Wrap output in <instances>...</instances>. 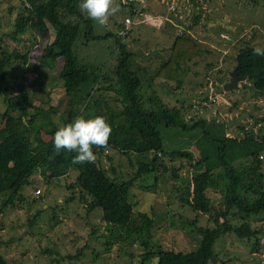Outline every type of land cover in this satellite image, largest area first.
Returning <instances> with one entry per match:
<instances>
[{
  "label": "trees",
  "instance_id": "trees-1",
  "mask_svg": "<svg viewBox=\"0 0 264 264\" xmlns=\"http://www.w3.org/2000/svg\"><path fill=\"white\" fill-rule=\"evenodd\" d=\"M135 1L117 0L122 19L142 14V10L136 9ZM80 3L81 0H19V13L11 29L0 35L1 44L6 37L17 41L19 35L31 31L46 37L51 29V39L36 57L38 64L26 63L24 54L0 47V85L10 75L11 62L19 61L25 71L38 76L39 65L50 69L61 58L56 77L67 100L66 111L58 116L62 121L58 125L51 119L56 112L55 105H49L47 109L34 107L24 91L19 96L8 97V103L0 113V194L4 195L0 213L12 207L13 199H18V196L23 200L20 191L30 184L34 172L37 171L50 184L53 179L67 174L69 169H75L79 198L88 210H100L107 232L102 237L109 242L138 243L142 249V261L155 257L154 264H211L216 262L213 245L220 236L232 232L241 234L250 242L259 230L244 229L240 218L238 224L234 220L236 215H261L264 222V170L258 157L264 151V136L243 127L238 128L241 134L228 135L226 121L219 118L204 121L196 116L203 107L199 110L188 105L191 112L182 113L181 106L167 107L155 96L146 99L152 106L145 107L148 101L142 100L140 92L144 82L151 85L153 78L176 81L180 65L198 57L200 51L190 38L175 36L167 58L151 75L145 76V69L133 64V53L128 49L125 38L130 29L126 30L125 36L121 35L124 23L113 18L116 31L109 62L103 66L80 62L73 51L75 45L109 35L107 32L103 35L95 33L94 26L98 24L80 11ZM12 9V5L6 6L7 12ZM138 21L130 25L141 23ZM254 48L247 46L238 50L235 74L248 76L250 89L258 94L264 89V57L254 55ZM10 86L15 91L23 90L21 82ZM6 89L4 84L0 93ZM211 96L214 97L213 94ZM201 97L209 105L206 94L202 93ZM188 113L193 115L189 119L185 117ZM80 115L85 118L96 115L106 117L112 127L107 147L127 156L130 165V155L135 157L136 166L130 176L117 178L112 168L109 175L100 165L99 157L106 148L94 146L95 162L75 165L72 164L75 152L61 150L59 154L55 153V131ZM44 126H47V140H43L38 133ZM158 126L177 128L183 132L199 129L200 133L192 143L198 157L193 158L190 151L183 149L161 150ZM163 157L168 160L183 158L188 162L189 179H180L168 193L173 194L180 205L205 215L211 223L206 227H194L199 242L192 250H174L153 244L155 216L152 207L147 205L144 211H134L129 198L134 184L145 189L154 187L157 176L161 177L168 168L161 161ZM106 158L110 160L108 155ZM169 172L171 177L178 178L173 167ZM34 216L29 219V224ZM191 225L194 223L191 222ZM251 243L256 250L258 240L254 239ZM0 264H6L1 251Z\"/></svg>",
  "mask_w": 264,
  "mask_h": 264
},
{
  "label": "rangeland",
  "instance_id": "rangeland-1",
  "mask_svg": "<svg viewBox=\"0 0 264 264\" xmlns=\"http://www.w3.org/2000/svg\"><path fill=\"white\" fill-rule=\"evenodd\" d=\"M135 2L136 9L142 10V14L133 21L139 20L141 23L124 26L120 34L125 36L126 30L130 29L125 38L128 49L133 53V64L143 67L145 76L151 75L167 58L175 36L192 39L200 51L198 57L180 65L176 71V81L153 78L151 85L144 82L140 90L142 100L147 102L148 97L155 96L167 107L181 106L182 113L191 112L188 105L199 110L203 107L196 116L204 121L210 118L226 121L228 135L241 134L238 128L243 127L251 133L264 136V89L257 94L250 88L241 89L238 84L230 90H223L218 85V79L222 83L230 80L229 72L235 67L240 48H264V0ZM8 5L13 8L10 12L6 11ZM17 13L19 0H0V35L11 29ZM113 18L115 21H123L117 13L110 17L107 25L94 26L96 34L109 33L106 38L89 40L73 47L80 62L96 66L109 62L114 48L113 34L116 31ZM154 21H157V25L153 24ZM51 32L49 29L46 37L34 34L33 31L25 32L18 36L17 41L6 37L0 47L24 54L26 63L38 64L36 57L51 39ZM220 34L226 38H220ZM61 63V58H58L53 68L43 69L39 65L40 74L36 76L35 73L25 71L19 61L11 62L10 75L0 85V88L7 85L6 91L0 93V113L6 107L8 97L19 96L24 91L34 107L47 109L49 105H55L56 112L51 115V119L60 125L62 121L58 116L67 107L61 83L56 77ZM20 82L23 84L21 92L10 86ZM243 82L249 83L247 79H243ZM202 93L206 94L207 99H211L213 94L214 97H223L224 101H216L215 98L214 103L208 101L210 103L206 105ZM151 106L148 101L145 107ZM191 116L188 113L185 117L189 119ZM46 127L38 130L43 140L49 137ZM157 131L161 150L183 149L190 151L193 158L198 157L192 143L199 135V129L183 132L177 128L158 126ZM107 155L110 160L106 158ZM258 157L261 158L264 170V151ZM129 158L131 165L127 156L107 147L99 157V163L109 175L112 168L117 178L125 179L136 166L134 155ZM161 161L168 168L161 177L157 176L153 188L145 189L134 184L130 189L129 198L133 210L144 211L147 205L152 207L155 216L151 239L153 244L174 250H192L199 242L194 227H206L211 223L205 215L180 205L173 194L168 193L180 179H189L190 171L186 169L188 162L183 158L168 160L166 157L161 158ZM172 167L176 170L177 179L170 175ZM76 175L77 170L69 169L67 174L48 184L36 171L30 184L23 186L20 191L23 200L18 196V199H13L12 207L0 213V251L6 264H154L155 257L141 260L142 249L138 243H115L102 237L107 232L100 210H88L85 202L79 198ZM34 189H38L39 193L34 195ZM3 199L4 195L0 194V204ZM34 214L33 222L29 224ZM239 218L244 229H257L259 232L250 238V242L241 234L232 232L220 236L213 245L216 262L211 264L219 261L223 264H264V222L261 215H236V224L241 222H238ZM254 239L258 240L256 250H253L251 243ZM75 254L77 257H73Z\"/></svg>",
  "mask_w": 264,
  "mask_h": 264
},
{
  "label": "clouds",
  "instance_id": "clouds-1",
  "mask_svg": "<svg viewBox=\"0 0 264 264\" xmlns=\"http://www.w3.org/2000/svg\"><path fill=\"white\" fill-rule=\"evenodd\" d=\"M79 9L87 17L100 26L108 24L110 17L115 16L120 9L117 0H81ZM253 54L264 57V48L256 47ZM112 127L106 117L96 115L91 118L78 116L73 122L60 126L54 133V151L75 152L72 164L94 163L96 155L93 147L107 148Z\"/></svg>",
  "mask_w": 264,
  "mask_h": 264
},
{
  "label": "water",
  "instance_id": "water-1",
  "mask_svg": "<svg viewBox=\"0 0 264 264\" xmlns=\"http://www.w3.org/2000/svg\"><path fill=\"white\" fill-rule=\"evenodd\" d=\"M236 67H237V63L235 65L234 69H232V71L229 72L230 80L228 82L222 83L221 79H218V85H220L223 90H230V89L234 88L236 86V84H238V86L241 89L252 87L251 84L243 82V79H246L248 76L243 77V76H238L235 74ZM215 98H216V101L219 99H221V101H224L223 97H221L219 95H216Z\"/></svg>",
  "mask_w": 264,
  "mask_h": 264
},
{
  "label": "built area",
  "instance_id": "built-area-1",
  "mask_svg": "<svg viewBox=\"0 0 264 264\" xmlns=\"http://www.w3.org/2000/svg\"><path fill=\"white\" fill-rule=\"evenodd\" d=\"M131 1V0H130ZM140 5H142V3H140ZM137 10H139V8H137ZM128 18V17H127ZM133 19H136V17L134 16L133 18H128V19H126V17L123 19V23H124V26L126 27L127 25H129V24H131L132 22H135V21H133ZM142 21H144V19L142 20ZM160 21V20H159ZM155 22V21H154ZM157 22V21H156ZM156 22L155 23H153V24H155V25H157L156 24ZM220 37L221 38H226V37H223L221 34H220ZM209 97V96H208ZM213 99L215 98V97H212ZM209 99L210 101H213V99ZM39 193V190L38 189H34L33 190V194L34 195H36V194H38Z\"/></svg>",
  "mask_w": 264,
  "mask_h": 264
}]
</instances>
